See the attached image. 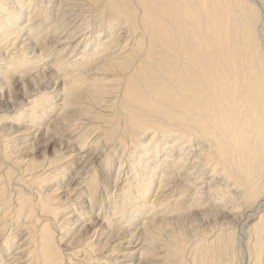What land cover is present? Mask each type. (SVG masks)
Returning a JSON list of instances; mask_svg holds the SVG:
<instances>
[{
	"label": "bare ground",
	"instance_id": "obj_1",
	"mask_svg": "<svg viewBox=\"0 0 264 264\" xmlns=\"http://www.w3.org/2000/svg\"><path fill=\"white\" fill-rule=\"evenodd\" d=\"M1 98L0 264H264V0H0Z\"/></svg>",
	"mask_w": 264,
	"mask_h": 264
},
{
	"label": "rangeland",
	"instance_id": "obj_2",
	"mask_svg": "<svg viewBox=\"0 0 264 264\" xmlns=\"http://www.w3.org/2000/svg\"><path fill=\"white\" fill-rule=\"evenodd\" d=\"M48 8H49V6H48ZM5 50V49H4ZM3 50V51H4ZM2 52V51H1ZM13 52V51H12ZM68 53V52H67ZM18 85H19V87H21V84H15V86L16 87H13V89H14V91H15V93H14V97L13 98H19V97H21L20 95H22V92H23V90H24V88H18ZM32 86H28V88L30 89ZM16 88V89H15ZM18 88V89H17ZM19 95V96H18ZM20 105V104H19ZM10 105H7V107H9ZM4 107H5V104H4V101L2 100V98L0 99V110L1 109H4ZM110 112V113H109ZM108 114V115H105L106 117H107V119L109 118H111L112 117V112L110 111V110H104V114ZM81 118H83V121L86 119V116L85 117H81ZM85 118V119H84ZM151 118H153L152 116H151ZM82 121V122H83ZM85 123V122H84ZM93 123V122H92ZM92 123L90 124V123H88L89 125H87V126H90V125H92ZM95 123L96 124H98V125H96V124H93L92 125V128H94L95 126H100L99 128H101L102 130H104L109 124L107 123V124H105L106 122H103L102 123V121H100V123L99 122H96L95 121ZM101 123L103 124V125H101ZM79 124V123H78ZM77 124V125H78ZM107 125V126H106ZM103 128H102V127ZM98 128V130L100 131L101 129H99ZM86 129V128H85ZM68 130H70V129H68ZM97 130V131H98ZM75 131V130H74ZM93 131V130H92ZM82 132V131H81ZM35 134H37L36 135V137L35 138H31L30 140L32 141L31 142V145H28V146H30L28 149H29V152H27L29 155L31 154V155H38L39 153H40V151L42 152V150H45V153L47 154V155H50V153H52V151H53V145L55 146L54 148H58L59 147V145L57 144V142L59 141V139H60V136H61V139L63 138L62 136H65V134H62V135H60L59 137L58 136H56V135H52L51 136V138L49 137L50 135H45L46 137L48 136V138H46L45 136H42L43 135V133H35ZM51 134H53V133H51ZM94 134V133H93ZM91 135L92 136V140H94V139H97L98 137V135L97 134H94V135ZM99 135H101V132L100 133H98ZM149 133H147V135H148ZM2 135H4V133L2 134ZM39 135H41V136H39ZM76 136H78V134H76L75 135V137L74 138H76ZM53 137V138H52ZM56 137H58V138H56ZM56 138V139H55ZM33 139V140H32ZM48 139H51V142H49L50 140H48ZM55 139V140H54ZM29 140V141H30ZM44 140V141H43ZM49 142H47V141ZM47 142V143H46ZM92 141H90V143H91ZM44 143V144H43ZM58 146V147H57ZM120 147V148H119ZM118 147V150L116 151V154L114 155V157L112 158V162H113V165H112V168H111V172H112V174H107L106 173V178H105V180H114L115 178H116V170H117V166H118V164L119 163H121L122 165H123V168L125 169L122 173H121V179H120V182H121V180H122V178L124 179V177H126V175H129L130 174V172H128V171H130V164H129V162H128V157H127V152L129 153V149L128 148H126L125 150H124V157H122L121 158V150L123 149H121V146H119ZM115 148H117V147H114V148H111V150L113 149V150H115ZM34 149V150H33ZM37 150H38V152H37ZM89 150H91V148L89 149ZM34 152V154L32 153V152ZM92 151V150H91ZM119 151V152H118ZM31 152V153H30ZM17 153H19V152H17ZM38 153V154H37ZM195 153V152H194ZM193 153V154H194ZM18 156H20V154H17ZM15 156V157H18V156ZM120 161H119V160ZM124 160V161H123ZM119 161V162H118ZM190 161H191V164H190V168L188 167V166H186V169H185V167H184V169H182V171L180 172V174H176L177 176H176V178H179V177H183V179H182V181L180 180V178H179V180H180V182H182V183H179V180L177 179V181L176 182H174L175 181V179H174V177H173V179L171 180V182H170V186L168 185V187H167V190L165 191V193L164 194H162L163 196L162 197H166L167 198V201H169V202H172V201H176L177 200V198H178V201H181L182 203L184 202V205H188V203H191L192 201H188L187 202V199L188 200H191V198H192V192L194 193V190H198V189H196L197 188V186H202V189L203 190H205L207 187L205 186L206 184L204 183V180L206 179H208L209 180V176H210V174H211V172L209 173V169L208 168H200V169H198V167L195 165L194 166V164H192V162H193V159L191 158L190 159ZM21 164H19L18 166H17V164H15L16 165V167L15 166H13V168L10 166V165H8V166H10V168L13 170L12 171V176L10 177L12 180H13V182H12V180L10 179V182H11V185L9 186V189L11 190V191H14V187H15V184H17V181H18V178H19V176H20V173H22L21 174V178L23 177V178H25V180L28 178V180H30V175H26V173L27 172H22V169H21V171H19V173H18V170H17V168L18 167H20V168H23V164H22V162H20ZM24 163V162H23ZM4 165H2L1 167H3ZM6 166V165H5ZM22 166V167H21ZM192 166H194L193 168H192ZM1 167H0V169H1ZM5 168V167H4ZM4 168H2V169H4ZM9 168V167H8ZM187 168H188V170H187ZM24 169V168H23ZM189 169H190V171H189ZM192 169H193V171H192ZM197 169V170H196ZM203 169V170H202ZM206 169V170H205ZM6 170V169H5ZM113 170V171H112ZM188 173H191V171L193 172V173H191V175L193 176V180H194V178H196V177H198V179L196 180L197 182H198V185L196 186V188L193 186L192 188L190 187L191 185L189 184V187L190 188H188V187H186L187 185H188V181H186V180H184L186 177L188 178V176L186 175L187 174V172ZM1 172H0V174H3V172H2V170H0ZM4 171V170H3ZM115 171V172H114ZM197 173H196V172ZM199 171V172H198ZM17 172V173H16ZM32 172H34L33 174L35 175V173H37V174H40L41 172H39L37 169L35 170V171H32ZM114 172V173H113ZM203 172V173H202ZM208 172V173H207ZM195 173V174H194ZM17 174V176H14V178H12L13 177V175H16ZM19 174V175H18ZM126 174V175H125ZM182 174V176H180ZM185 174V175H184ZM199 174V175H198ZM26 175V176H25ZM178 175H179V177H178ZM196 175V176H195ZM198 175V176H197ZM209 175V176H208ZM211 175H213V174H211ZM29 176V177H28ZM109 176H110V178H109ZM186 176V177H185ZM18 177V178H17ZM185 177V178H184ZM202 177V178H201ZM211 177V176H210ZM55 178V177H54ZM201 178V179H200ZM60 179V177L58 176L57 177V181H55L54 183H53V185L54 184H56L57 182H58V184H59V186L58 185H55V187L57 186V187H60L61 186V183L62 182H64V181H58ZM15 180H17L16 182H15ZM64 180H66V179H64ZM199 180V181H198ZM201 180V181H200ZM184 181H186L185 183H183ZM9 182V183H10ZM178 182V183H177ZM201 182V183H200ZM174 183V184H173ZM175 183H177L178 185V187L177 186H175L176 184ZM202 184V185H200V184ZM14 184V185H13ZM181 184V185H180ZM182 184H184V186H185V190H184V186L182 185ZM47 185H49V183L47 184ZM46 185V186H47ZM50 185H52V184H50ZM13 186V187H12ZM175 186L176 188H178V189H176V188H173V187ZM54 187V186H53ZM181 187V188H180ZM171 188H173V189H171ZM188 188V189H187ZM195 188V189H194ZM59 189L60 188H58V191H59ZM169 189V190H168ZM174 189H176L175 191H173ZM180 189V190H179ZM173 191V194L175 195H173L172 194V196H171V191ZM183 190H184V193H183V195L185 196V198H184V196L182 195V192H183ZM188 190V191H187ZM190 190V191H189ZM193 190V191H192ZM207 190V189H206ZM170 193H169V192ZM192 191V192H191ZM60 192V191H59ZM109 192L111 193L112 192V189H110L109 190ZM189 192H191V193H189ZM205 192H207V191H205ZM180 193V194H179ZM189 194V195H191V196H187V194ZM170 194V195H169ZM176 194H177V196H176ZM208 194V193H207ZM206 193L204 194L203 193V195H205V199H204V197H203V195H201V197L200 198H203V199H201L200 201L201 202H203L204 200H206L207 199V197H206V195H207ZM164 195H166V196H164ZM168 195V196H167ZM169 196H171V200H169L170 199V197ZM178 196H183V198L182 197H178ZM161 197V198H162ZM173 197V198H172ZM166 198H163V199H166ZM179 198H181L182 200H180ZM199 198V199H200ZM185 201H186V204H185ZM199 201V202H200ZM204 203H206V202H204ZM200 204V203H199ZM201 204H203V203H201ZM207 204V203H206ZM7 205V204H6ZM3 207H6L5 205H2ZM2 206L0 207V217L4 214V212L6 211V210H4V209H6V208H3V209H1L2 208ZM196 206V205H195ZM199 207V208H198ZM194 210H193V209ZM202 207L201 206H197V207H191V209H189V214H187L185 217H183V218H180V219H178V222L177 223H184V224H182L181 226L182 227H184V229H186V231L187 232H190L191 230V228L192 229H196V228H200L201 229V227L202 228H204V227H206V225L208 226L209 224H211L212 223V221H213V215L212 214H208V213H204L203 214V211H202V209H201ZM198 209V210H197ZM192 211V212H191ZM226 213V212H225ZM255 213V211H253V213H252V215ZM227 214V213H226ZM193 215V216H192ZM228 215V214H227ZM204 217V218H203ZM220 217V216H219ZM214 218H216V216H214ZM227 218H230L229 216H227ZM181 219H183V220H181ZM193 219V220H192ZM200 219V220H199ZM204 219V220H203ZM191 220V221H190ZM255 221V220H254ZM228 222H229V224H228V227H229V229L230 230H235L236 228H238V225H239V218H233V219H228ZM250 222H247V225L249 224ZM175 224V223H174ZM2 225H5V227L4 228H6V234L8 235L9 233H10V231L8 230V228L11 226L10 225V223H9V220L7 219V222H2ZM170 225H173V224H170ZM183 225H185V226H183ZM191 225H192V227H191ZM196 225H198L197 227H196ZM201 225V226H200ZM13 226V225H12ZM187 226V227H186ZM233 227V228H232ZM70 235H71V233H70ZM91 235V234H90ZM125 235L126 234H119V236H117V239L119 240L120 238L121 239H125ZM98 238V237H97ZM116 239V238H115ZM95 240V239H94ZM93 240V241H94ZM185 243V245H189V243H190V240L189 241H185L184 242ZM61 250H63V248L61 249ZM64 252L65 253H68V251L67 250H64Z\"/></svg>",
	"mask_w": 264,
	"mask_h": 264
}]
</instances>
